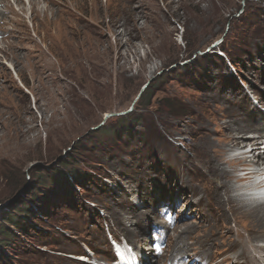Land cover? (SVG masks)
Wrapping results in <instances>:
<instances>
[{
	"label": "rangeland",
	"instance_id": "1",
	"mask_svg": "<svg viewBox=\"0 0 264 264\" xmlns=\"http://www.w3.org/2000/svg\"><path fill=\"white\" fill-rule=\"evenodd\" d=\"M80 1L0 0V264H104L125 242L146 264H234L216 244L175 257L264 179H232L240 149L221 143L232 114L264 151V0ZM216 150L223 221L204 189Z\"/></svg>",
	"mask_w": 264,
	"mask_h": 264
},
{
	"label": "bare ground",
	"instance_id": "2",
	"mask_svg": "<svg viewBox=\"0 0 264 264\" xmlns=\"http://www.w3.org/2000/svg\"><path fill=\"white\" fill-rule=\"evenodd\" d=\"M20 1L21 0H19V2ZM40 1L42 3L46 4V6L42 10L43 14H45L47 12L51 13V9H53L52 5H55L56 8L57 7L59 8V6L61 8L67 6L66 3L68 0H40ZM17 2H18V0H17ZM79 3H81V6H83V0H81ZM34 5H36V2L34 3ZM56 12H58V11H56ZM56 17H57V15H56ZM64 20H62V18H54V19L50 18V20H48V21L50 22V24L52 26L54 25L56 28L61 29V32H62V29H66L67 27H69L66 25L67 22L63 23ZM79 20L83 21V18L79 17ZM56 28H54V29H56ZM62 33H64V32H62ZM78 33H80V32L78 31ZM229 115L230 116L227 117L228 121H225V122L221 121L222 132H223L221 143L223 144V147H226V144L227 145L230 144L229 145L230 148L233 147L236 149L237 148L240 149L239 154L235 157L233 156V158L229 162L231 163V165L234 168L233 172H235V173L237 172V175L242 172V174H239V176H234V177H232V179L236 180V182L242 183V181H244V182L248 181L249 182L250 178H251L250 182H251V184H253L252 183L253 182L252 175L255 174L253 167L258 166V167H261V169H259V170H264V151L260 152L259 147H258L260 142H261L262 136L260 134H258L257 137H250L251 141H248L249 138L245 135V132L255 130V129H257V127L249 124L246 120H243L241 117L238 121L237 119H235L233 117L232 114H229ZM222 119L225 120L226 115H223ZM257 130H259V129H257ZM208 133L211 134V131L208 130ZM247 144L250 145L249 150L248 149L245 150V148H248ZM218 148H219V146H218ZM221 148H222V145H220L219 150ZM211 157H213V158H212V160L208 161V163H206L207 164L206 167L208 169L210 177L213 178L214 185L210 186L211 188L204 186V189H210L214 193V196L211 199L212 205L214 206L215 209L218 210V213L221 217L220 221H223L226 218V215H225V209L226 208L224 209V204L226 202L224 203V201L220 199L221 198V192L225 191V187H227L224 180L225 179L227 180V177H231L232 172H230L229 170H226L222 167L223 163H225V162L223 159H221V152H218L217 150L213 151ZM206 161H207V159H206ZM226 161H228V160H226ZM210 163H211V165H209ZM249 166H250V168H248ZM252 187H253V190H257V194L253 197H250L249 199L246 198V199H241L239 201L238 199L230 197V202L228 204L234 206V208L232 209L230 207L227 210L229 213L228 222L234 223L233 226L230 223H225L222 227H220L221 229L218 230L219 233H217L215 235H210V240H212V243L210 242L211 243L210 244L208 242L210 244V246H208V247L206 245H202L198 248V246L196 247L195 244L189 245L188 247H186L184 249H182L180 247L181 249H179L178 251L182 254V256L177 255L175 258L176 259L183 258V256H184V258L187 257L188 256L187 252L189 251L190 248H191V250L194 251V254L197 257H200V255H202V253H206V251L208 249H211L212 247L215 248L214 245L216 244V246H224L227 253H230V255L231 254L233 255L234 264H264V247H262L261 245L255 244L258 241L264 240V201L261 200V195L264 193V179L260 182L256 181V184L253 185ZM233 191H234V189H233ZM240 191H242V190H240ZM181 199H183V198H181ZM237 201H238V203H237ZM219 207H220V212H219ZM231 216H233V218L236 221H233ZM213 224L214 223H210L208 229ZM215 226H216V224H215ZM175 228H176V226L167 227V229H170L171 231H173ZM125 229L127 232L131 233V229H127V228H125ZM187 229H188V227H187ZM168 239H169V235H166L165 236V244L166 245H167ZM217 239L220 240V244L217 243ZM260 243H262V242H260ZM113 247H115V245L112 244V248ZM236 248H237V252H234ZM165 249H167V248H165ZM253 251H254V253H256L257 256L253 255ZM119 252L122 255H124V257L123 256L120 257L122 264H140L135 259V257L130 254V252H124L122 250H119ZM155 253H156V257H157V262H159L161 250L158 249ZM167 254H168V252H167ZM164 257H165V255H164Z\"/></svg>",
	"mask_w": 264,
	"mask_h": 264
},
{
	"label": "clouds",
	"instance_id": "3",
	"mask_svg": "<svg viewBox=\"0 0 264 264\" xmlns=\"http://www.w3.org/2000/svg\"><path fill=\"white\" fill-rule=\"evenodd\" d=\"M261 167L255 166L253 167V170L255 171L254 175H261L259 177L264 176V170H259ZM258 180L257 182L262 181ZM249 197H253L257 194V190H253V187L251 186V189L249 190ZM232 195H236L235 192L232 193ZM261 200L264 201V193L261 195ZM171 213V212H170ZM115 245V247L112 248V253L107 252L106 255L109 257V261L104 263V264H122L120 257H124L119 250H122L124 252H130L132 256L135 257V259L140 263V264H146V261L149 260L144 249H141L135 245L130 244L129 242H125L124 244H117V243H112ZM143 248V247H142ZM95 264V263H94Z\"/></svg>",
	"mask_w": 264,
	"mask_h": 264
},
{
	"label": "trees",
	"instance_id": "4",
	"mask_svg": "<svg viewBox=\"0 0 264 264\" xmlns=\"http://www.w3.org/2000/svg\"><path fill=\"white\" fill-rule=\"evenodd\" d=\"M150 96V94H149V90H148V88H146V90H144L142 93H141V95H140V97H139V103H142L143 102V100L144 99H146V98H148ZM101 128H99V129H97V130H95V134H97V133H101L102 131H103V129H101ZM93 131V130H92ZM68 157V156H67ZM66 157V158H67ZM61 161V160H60ZM39 178H41V179H43V175L42 174H39ZM26 207V206H25ZM26 209H27V207H26ZM25 209H20L19 211H24ZM9 222H11V223H13V219H12V217L8 220ZM8 234H6L5 236H7L6 238H11L12 237V233H10V232H7Z\"/></svg>",
	"mask_w": 264,
	"mask_h": 264
},
{
	"label": "water",
	"instance_id": "5",
	"mask_svg": "<svg viewBox=\"0 0 264 264\" xmlns=\"http://www.w3.org/2000/svg\"><path fill=\"white\" fill-rule=\"evenodd\" d=\"M97 128L93 129V130H96Z\"/></svg>",
	"mask_w": 264,
	"mask_h": 264
}]
</instances>
